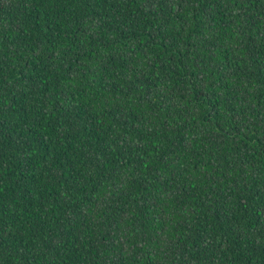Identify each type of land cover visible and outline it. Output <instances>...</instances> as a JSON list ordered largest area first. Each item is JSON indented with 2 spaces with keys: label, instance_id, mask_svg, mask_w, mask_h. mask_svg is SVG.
Masks as SVG:
<instances>
[{
  "label": "trees",
  "instance_id": "1",
  "mask_svg": "<svg viewBox=\"0 0 264 264\" xmlns=\"http://www.w3.org/2000/svg\"><path fill=\"white\" fill-rule=\"evenodd\" d=\"M0 264H264V0H0Z\"/></svg>",
  "mask_w": 264,
  "mask_h": 264
}]
</instances>
